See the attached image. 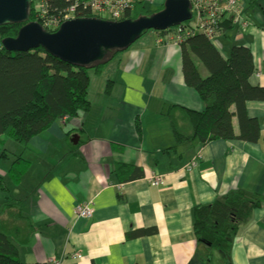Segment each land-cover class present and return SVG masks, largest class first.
<instances>
[{
    "label": "crops",
    "instance_id": "obj_1",
    "mask_svg": "<svg viewBox=\"0 0 264 264\" xmlns=\"http://www.w3.org/2000/svg\"><path fill=\"white\" fill-rule=\"evenodd\" d=\"M237 1L240 18L213 45L223 59L234 45L248 48L259 74L254 80L263 86L264 0L259 7ZM169 36L152 33L119 53L96 76L95 87L89 83L86 113L7 149L28 164L19 183L8 181V165L0 171V233L16 245L20 262L264 264V102L246 104L247 115L260 125L255 144L176 143L175 127L190 137L191 125L182 112L170 116L169 106L200 112L202 103L183 81L180 47ZM197 69L200 74L198 63ZM108 81L113 83L106 93ZM118 163L143 174L120 182L113 175ZM152 174L163 184L149 183ZM236 190L262 201L235 233L228 261L212 252L205 262L208 250L195 240L192 210ZM86 202L94 214L75 217L74 207Z\"/></svg>",
    "mask_w": 264,
    "mask_h": 264
},
{
    "label": "trees",
    "instance_id": "obj_2",
    "mask_svg": "<svg viewBox=\"0 0 264 264\" xmlns=\"http://www.w3.org/2000/svg\"><path fill=\"white\" fill-rule=\"evenodd\" d=\"M89 1L32 0L26 23L36 22L49 32L57 30L43 24L42 5L45 18L62 21L65 11L74 5L73 17L96 18L88 5L84 6ZM259 1L251 0V5L259 7ZM145 4L148 3L135 2L133 12H126L122 20L151 15L163 7L162 4L147 10ZM189 21L164 31L151 30L157 36L168 33L172 40L175 36L180 37L178 44L183 81L196 92L202 103L200 112L169 106L170 116L175 111L182 112L188 116L191 125L190 137L184 136L175 127V142L179 145L190 143L191 139H197L201 145L216 140L259 142V121L247 115L246 104L264 102V85L254 80L257 70L250 50L242 45H234L227 58L223 59L211 41L202 32L194 31ZM216 22L217 35L234 25L233 18L226 13L220 14ZM24 24L0 26V41L15 38ZM119 53L115 51L109 54L103 63L79 67L48 54L42 48L11 53L0 44V137L6 136L26 146L32 137L46 131L56 121L86 113L90 108L88 71L100 76ZM197 62L206 70V77L199 74ZM112 83L106 82V93L110 91ZM0 154L6 156L4 151ZM27 167L25 161L16 158L9 168L8 178L13 183H19ZM142 174L140 168L120 163L113 168V175L120 182L140 178ZM0 187L5 190L1 180ZM261 201L255 194L236 190L209 205L193 208V234L197 242L207 247L208 253L203 257L205 262H210L212 252H216L223 261H228L235 233ZM0 264H25L18 259L16 245L4 233H0Z\"/></svg>",
    "mask_w": 264,
    "mask_h": 264
},
{
    "label": "water",
    "instance_id": "obj_3",
    "mask_svg": "<svg viewBox=\"0 0 264 264\" xmlns=\"http://www.w3.org/2000/svg\"><path fill=\"white\" fill-rule=\"evenodd\" d=\"M32 0H0V26L25 23L15 38H4L1 47L11 53L42 48L73 66L90 67L106 61L115 51H125L148 31L178 27L192 18L189 0H164L162 10L151 15L108 21L78 18L63 22L55 32L28 22Z\"/></svg>",
    "mask_w": 264,
    "mask_h": 264
},
{
    "label": "built area",
    "instance_id": "obj_4",
    "mask_svg": "<svg viewBox=\"0 0 264 264\" xmlns=\"http://www.w3.org/2000/svg\"><path fill=\"white\" fill-rule=\"evenodd\" d=\"M192 10V18L194 23L192 28L194 31L202 32L212 44H214V38L217 36L216 28L218 24L216 22L218 16L222 13L230 15L234 22L240 18V12L242 10L241 3L237 0H189ZM135 2L139 3H153V0H90L88 4L84 6L89 7L92 15L97 16L96 18L108 20V21H120L125 16L126 12H131L134 8ZM76 5L69 7L68 10L63 14L62 21H59L53 17L45 18L46 12L43 11L44 6L42 5L41 14L44 16L43 24L53 29H58L59 26L70 19L75 17L72 13L75 10ZM95 18V17H94ZM180 40L179 36H175L174 41L178 43ZM259 74L257 73V76ZM191 163L190 166H193ZM149 183L152 185H162L163 180L157 174H152L148 177ZM75 217L89 218L94 214V208L91 202L76 205L73 210ZM78 257V255H77ZM80 258V257H79Z\"/></svg>",
    "mask_w": 264,
    "mask_h": 264
},
{
    "label": "rangeland",
    "instance_id": "obj_5",
    "mask_svg": "<svg viewBox=\"0 0 264 264\" xmlns=\"http://www.w3.org/2000/svg\"><path fill=\"white\" fill-rule=\"evenodd\" d=\"M145 6H146V8H147V10H150V9H152V6L150 5V4H145ZM132 12H133V10H132ZM189 23L190 24H193L194 23V18H193V20H191V21H189ZM152 34V31H149V32H147L144 36H143V38L146 36V37H148V36H150ZM198 63V62H197ZM199 64V63H198ZM110 66V65H109ZM199 68H200V75L202 76V77H206L207 76V72L205 71V69L202 67V65H200L199 64ZM88 75H89V77H90V82H91V84H92V87L91 88H93V87H95V85L99 82L98 81V78L94 75V74H92L90 71H88ZM89 91H90V89H89ZM16 146H20L21 147V145L19 144V143H17V142H15V141H13V140H11V139H9V138H7L6 136H1L0 137V152H2V151H4V153H5V155L6 156H1V154H0V171L2 170V169H4V171L7 169V165H8V168H10L9 167V165L11 166V162L13 161V160H15L13 157H12V154L13 153H9V151H14V149L16 148ZM9 151H8V150ZM9 153V154H8ZM20 153V152H19ZM19 153L18 154H16V157H20L19 156ZM11 164H10V163ZM21 178H22V176L20 177V181H21ZM9 182H11V180H8Z\"/></svg>",
    "mask_w": 264,
    "mask_h": 264
}]
</instances>
